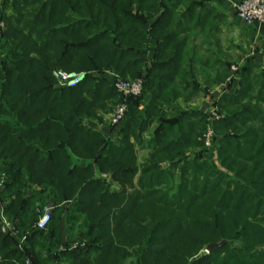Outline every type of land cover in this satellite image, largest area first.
<instances>
[{
    "label": "trees",
    "instance_id": "16d2710c",
    "mask_svg": "<svg viewBox=\"0 0 264 264\" xmlns=\"http://www.w3.org/2000/svg\"><path fill=\"white\" fill-rule=\"evenodd\" d=\"M199 3L0 0L1 200L27 236L20 251L0 232V264H264V70L247 63L239 90L217 101L225 113L213 124L218 166L211 150L186 157L203 145L205 115L171 104L206 95L231 73L189 46L213 39L216 15L196 12ZM53 70L85 76L60 87ZM107 72L141 78L140 96H121ZM119 102L124 119L115 138L107 121L104 136L93 124ZM136 147L148 150L141 163ZM50 200L47 230H36ZM75 228L78 246L60 251L63 230Z\"/></svg>",
    "mask_w": 264,
    "mask_h": 264
},
{
    "label": "crops",
    "instance_id": "0c3cea01",
    "mask_svg": "<svg viewBox=\"0 0 264 264\" xmlns=\"http://www.w3.org/2000/svg\"><path fill=\"white\" fill-rule=\"evenodd\" d=\"M196 2H201L198 5V9L196 12L203 13L204 11L212 10L213 16V39L212 43L203 42L200 37L195 39H191L189 42V46L195 49L197 55L201 58H205L212 55V58L216 60V64H228L230 65V74L226 78L224 84L219 83L217 86L214 85L212 89H209L206 95L199 94L197 97L193 98L190 101H183V99H177L175 101H171L172 105H178L183 110H197L200 113L205 109V105L207 103V98L218 99L223 94H232L233 91L239 90V72L241 69L247 64L252 63L255 66L264 70V24L263 25H255L252 27L245 26L240 20L237 19L234 10H233V2L236 0H195ZM184 10L183 7H178L177 12H182ZM143 30H148L145 28ZM204 31V30H203ZM209 50L212 52L210 53ZM152 53L147 54L146 63H151ZM215 64V62H214ZM233 66H237V71L233 72L231 69ZM205 74L212 80H215V75L209 69H206ZM234 74L237 77V80L228 81L230 76ZM198 81H203L204 77L198 75ZM201 86V85H200ZM202 87V86H201ZM166 111V109H163ZM203 114V113H202ZM109 116V115H108ZM107 116V117H108ZM104 116V119H108ZM108 121V120H107ZM107 123V122H106ZM106 123L103 122L101 124L94 123L93 128L97 131L101 132L104 136H107L106 132ZM158 126L157 121L151 123L148 127L146 133L143 136L144 140H147L149 136L153 134ZM144 151L146 149H141L136 147L137 151ZM148 153V150H146ZM147 156V154H146ZM138 158V156H137ZM146 158V157H145ZM144 159V158H143ZM143 161V160H142ZM141 161V162H142ZM85 163V162H84ZM97 177L103 178L105 181L110 183V177L107 174H101L99 172H95ZM114 186V185H112ZM31 190H37L36 186H32L31 189L27 191V195L31 194ZM50 200L49 205L53 204ZM39 202L36 203L38 205ZM47 205V206H49ZM45 208V207H44ZM43 208V209H44ZM53 210V209H52ZM78 228L73 230V233L70 234L63 230L59 243V250L63 251L66 249L64 244H69V249H73L72 247L78 243L75 242L76 234ZM41 256L43 260L47 259V254L45 250L41 252Z\"/></svg>",
    "mask_w": 264,
    "mask_h": 264
},
{
    "label": "built area",
    "instance_id": "2783aa9c",
    "mask_svg": "<svg viewBox=\"0 0 264 264\" xmlns=\"http://www.w3.org/2000/svg\"><path fill=\"white\" fill-rule=\"evenodd\" d=\"M233 10L238 20H240L245 26L252 27L255 25L264 24V0H236L233 2ZM3 28V23L0 22V29ZM238 67L233 66L232 71H237ZM109 76L114 78L113 86L115 90L124 98L128 97H138L140 96L143 88V80L137 78L134 80H123L120 77L107 72ZM52 76L56 80L58 86L73 88L75 87L85 76L84 73L77 72H65L63 70H53ZM237 80V77L232 74L228 81ZM207 103L203 114L206 117L207 127L203 134V148L206 150H212L215 143L213 124L222 119L221 110L217 105L215 99L207 98ZM127 111V106L125 102L116 103L112 112L109 116L108 125L109 136L111 138L116 137L117 130L120 123L124 119L125 113ZM7 182V174L3 170V165L0 164V232L3 235H7L16 241V246L18 250L24 251L27 248V236H20L18 229L15 224L5 216L3 210L7 205V201L1 200V195L3 194L5 184ZM52 205L46 206L43 211L39 214L34 228L39 231H46L47 227L51 221ZM78 245L75 244L72 248H76ZM25 264H31L29 259L25 260Z\"/></svg>",
    "mask_w": 264,
    "mask_h": 264
},
{
    "label": "rangeland",
    "instance_id": "374dc122",
    "mask_svg": "<svg viewBox=\"0 0 264 264\" xmlns=\"http://www.w3.org/2000/svg\"><path fill=\"white\" fill-rule=\"evenodd\" d=\"M214 75H215V73H214ZM198 82H199V84H200L202 87H204V84H205V83H203L202 81H198ZM224 82H225V81H224ZM224 82H223V84H224ZM218 84H219L218 82L215 83L216 86H217ZM213 86H214V85H213ZM213 86H211L210 89H212ZM237 91H238V88H237V90L233 91L232 94L236 93ZM108 108L110 109V111H108L109 114H107L106 117H107L108 115L110 116V114H111V112H112L113 105H109ZM220 112H221L222 119H223V118L225 117V113H224L222 110H221ZM109 116L107 117L108 119H104V122H105V123L107 122V120H109ZM214 136H215V132H214ZM216 146H217V145H216ZM215 150H216V149L211 150V151H213V153L210 155V157H211V159H212V161H210V162H212V163H214V165H217V166H218V162H217V159H216L217 157H216V152H215ZM190 152H194V153H188V154L186 155V157L191 158L192 156L196 155L198 152H201V153L203 154V156H207V154H209V151H207L206 149H204V148H203V145H202L201 148L195 149V150H193V151L191 150ZM146 154H147V151H146V150H144V151H141V150L137 151V156H138V162H139V163H141V161L143 160V158L146 157ZM220 170H222V169H220ZM229 243H230V245H231L232 247L235 245L234 243L228 242V244H229ZM202 252L207 253L205 248L203 249ZM126 264H130V261H128Z\"/></svg>",
    "mask_w": 264,
    "mask_h": 264
},
{
    "label": "water",
    "instance_id": "95a60500",
    "mask_svg": "<svg viewBox=\"0 0 264 264\" xmlns=\"http://www.w3.org/2000/svg\"><path fill=\"white\" fill-rule=\"evenodd\" d=\"M221 246H223V242H219L217 244H210L206 247V252L209 253L210 251L220 248Z\"/></svg>",
    "mask_w": 264,
    "mask_h": 264
}]
</instances>
